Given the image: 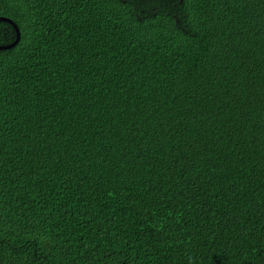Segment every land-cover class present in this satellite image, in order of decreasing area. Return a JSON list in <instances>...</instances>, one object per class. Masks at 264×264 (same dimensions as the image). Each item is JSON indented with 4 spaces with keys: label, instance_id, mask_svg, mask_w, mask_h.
<instances>
[{
    "label": "trees",
    "instance_id": "obj_1",
    "mask_svg": "<svg viewBox=\"0 0 264 264\" xmlns=\"http://www.w3.org/2000/svg\"><path fill=\"white\" fill-rule=\"evenodd\" d=\"M0 17V264H264V0Z\"/></svg>",
    "mask_w": 264,
    "mask_h": 264
},
{
    "label": "water",
    "instance_id": "obj_2",
    "mask_svg": "<svg viewBox=\"0 0 264 264\" xmlns=\"http://www.w3.org/2000/svg\"><path fill=\"white\" fill-rule=\"evenodd\" d=\"M0 21H4V22H7V23H10V24L14 27L15 31L17 32V40H16L13 44L8 45V46H0V51H1V50L11 49V48H13V47L19 42V40H20L21 34H20L19 27L16 25V23H14L13 20L8 19V18L0 17Z\"/></svg>",
    "mask_w": 264,
    "mask_h": 264
}]
</instances>
